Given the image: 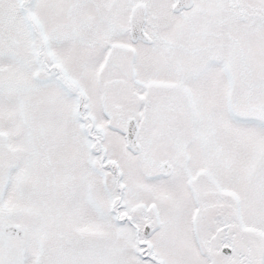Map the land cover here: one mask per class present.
<instances>
[{
  "label": "snow or ice",
  "instance_id": "6c2138e0",
  "mask_svg": "<svg viewBox=\"0 0 264 264\" xmlns=\"http://www.w3.org/2000/svg\"><path fill=\"white\" fill-rule=\"evenodd\" d=\"M0 264H264V0H0Z\"/></svg>",
  "mask_w": 264,
  "mask_h": 264
}]
</instances>
